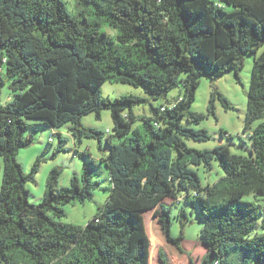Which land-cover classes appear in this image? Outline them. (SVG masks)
Returning <instances> with one entry per match:
<instances>
[{"label":"trees","instance_id":"obj_1","mask_svg":"<svg viewBox=\"0 0 264 264\" xmlns=\"http://www.w3.org/2000/svg\"><path fill=\"white\" fill-rule=\"evenodd\" d=\"M77 1L93 9L96 25H82L65 0H0V82L8 80L13 93L5 105L0 98V264H147L146 241L137 236L142 214L152 210L165 240L184 253L183 235L174 239L170 225L172 205L185 201L197 206L205 222L200 264H264V224L250 238L261 212L244 201L249 195L264 198V53L254 59L239 136L250 141L249 155L233 154L226 145L192 148L189 141L212 137L184 123L198 124L203 117L191 110L203 77L217 80L236 71L240 78L246 57L264 46V0ZM104 24L115 33L102 31ZM106 83L141 88L155 101L180 85L183 95L160 108L152 105L153 116L134 127V107L144 100L105 99ZM216 97L231 108L216 91L210 112ZM104 110L111 112L119 140L108 139L103 159L113 185L109 199L86 226L64 224L65 205L93 198L90 172L62 188L61 171L54 170L46 196L34 204L27 183L35 181L39 165L25 175L18 151L32 144L26 133L33 120L48 125L61 141L57 130L71 124L76 149L82 138L101 140L102 133L81 120L91 114L100 119ZM214 161L224 176L204 187L195 168L209 171ZM168 198L170 205L163 203ZM233 252L241 253L238 263L230 259ZM168 260L161 249L159 264ZM189 263L196 264L191 257Z\"/></svg>","mask_w":264,"mask_h":264},{"label":"rangeland","instance_id":"obj_2","mask_svg":"<svg viewBox=\"0 0 264 264\" xmlns=\"http://www.w3.org/2000/svg\"><path fill=\"white\" fill-rule=\"evenodd\" d=\"M68 9L80 21L82 25H96L98 23L93 9L85 8L77 0H65ZM76 3V5H75ZM228 11H235L233 7H227ZM102 31L115 33L108 25L101 27ZM264 53V46L258 50L256 55L247 56L245 65L240 71V78L236 71L224 74L217 80L203 77L196 89L195 100L192 103L191 110L197 112L203 117L198 124L184 122L186 126L192 129H204L209 132L212 140L206 143H196L189 141L190 147L199 150H212L217 146L226 145L233 154L249 155L250 141L241 139L243 134L245 118L247 113L248 94L251 87V75L255 57L259 58ZM5 78V71L2 74ZM185 76V75H184ZM221 92L229 101L230 109L224 107V104L216 97L215 110L210 112L211 97L214 92ZM102 95L105 99L114 100L121 96L140 97L144 101L134 107L136 122L134 127L141 124L144 116L152 117V105L160 108L163 104H169L176 98L183 95V88H174L167 99L161 98L153 100L141 88H135L126 84L106 83L101 87ZM0 98L3 105L7 104L13 98L8 80L4 84L0 82ZM81 123L87 128H92L102 133L99 138H82L78 143L77 149L70 136V125L60 128L58 133L62 134V140L59 135L54 136V142L49 141L55 134L51 128L43 124L42 121H29V127L26 138L32 137V144L29 147L21 148L17 154V160L21 164L25 175H30L34 166L39 165V170L35 175V181L27 183V189L30 191V201L39 204L43 201L47 193V184L51 173L54 170H60L58 177L59 186H71L72 179L81 178L85 170L90 172V179L95 184L94 196L91 200L81 203L73 201L64 206L65 215L61 218L64 224H73L77 226H86L92 221L99 209L107 203L111 189L113 187L109 169L103 162L108 155V139L112 144H118L119 140L115 137L114 122L109 110H104L101 118L98 119L95 114L87 115L82 118ZM111 131V134L107 131ZM223 132L225 134H223ZM76 150L77 153L75 152ZM90 154V155H88ZM94 159L93 163L91 160ZM201 180L202 186L212 185L224 176V170L218 161H214L212 169L207 171L204 167L195 168ZM4 161L0 157V192L3 181ZM246 202H252L259 206L260 218L256 230L250 235V238L260 235L263 232L264 224V198L256 199L249 195L244 198ZM172 200L165 199L163 203L170 205ZM172 214L170 233L174 239L183 235L184 253L180 252L174 245L168 243L163 235L161 224L154 216L155 210L144 212L142 214V225L138 238L146 241L147 251L149 252V261L147 264H159V251L162 249L167 255L168 264H190L191 257L195 263L199 264L206 253V247L202 243L201 233L205 227V222L201 218L197 206L191 205L187 201L182 204L172 205ZM183 212H185L183 214ZM52 216V214H51ZM182 224L185 225L182 228ZM183 231V232H182ZM152 240H156V245L152 247ZM241 258L240 252H233L230 259L238 263ZM252 264H259L255 260Z\"/></svg>","mask_w":264,"mask_h":264},{"label":"built area","instance_id":"obj_3","mask_svg":"<svg viewBox=\"0 0 264 264\" xmlns=\"http://www.w3.org/2000/svg\"><path fill=\"white\" fill-rule=\"evenodd\" d=\"M50 142H53L54 141V136L52 135L49 139Z\"/></svg>","mask_w":264,"mask_h":264},{"label":"crops","instance_id":"obj_4","mask_svg":"<svg viewBox=\"0 0 264 264\" xmlns=\"http://www.w3.org/2000/svg\"><path fill=\"white\" fill-rule=\"evenodd\" d=\"M197 264V263H196ZM200 264V263H199Z\"/></svg>","mask_w":264,"mask_h":264}]
</instances>
